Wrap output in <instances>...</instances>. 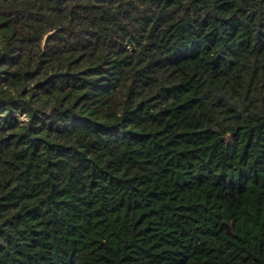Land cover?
<instances>
[{
  "label": "trees",
  "instance_id": "trees-1",
  "mask_svg": "<svg viewBox=\"0 0 264 264\" xmlns=\"http://www.w3.org/2000/svg\"><path fill=\"white\" fill-rule=\"evenodd\" d=\"M0 264H264V0H0Z\"/></svg>",
  "mask_w": 264,
  "mask_h": 264
}]
</instances>
